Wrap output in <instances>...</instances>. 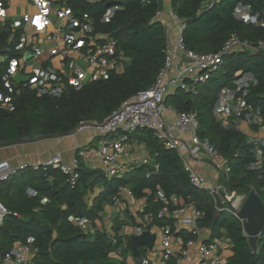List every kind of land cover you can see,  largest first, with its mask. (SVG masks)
<instances>
[{
	"label": "trees",
	"instance_id": "trees-1",
	"mask_svg": "<svg viewBox=\"0 0 264 264\" xmlns=\"http://www.w3.org/2000/svg\"><path fill=\"white\" fill-rule=\"evenodd\" d=\"M71 2L75 9L87 12L96 20L98 32L111 33L116 38L123 70H110L104 78L88 80L81 89L68 87L57 97L40 95L36 88L24 83L11 91L3 80L8 61L0 59V92L12 95L8 106L2 107L0 103V142L40 134H65L83 121L102 122L123 101L156 81L169 40L166 25L156 17L163 7L162 0ZM170 3L172 13L185 23L182 35L186 46L196 52L219 51L232 34L251 42L264 40L263 25L235 17L238 5L248 4L264 22V0H170ZM115 6L119 8L113 17L102 22ZM20 42L19 31H13L10 24H0V57L19 55ZM221 68L224 71L217 74ZM221 68L210 80L197 85V93L178 89L167 97L166 104L177 111H197L200 135L208 137L230 165L228 176L222 177L223 184L230 191L246 195L255 189L264 203V167L259 171L248 168L256 160L254 143L239 129H225L212 115L219 92L226 86L232 87L238 73L250 72L258 82L250 87L244 99L260 107L264 116V51H234L225 58ZM148 145L155 153L153 164L137 166L122 176L108 177L101 170L80 164V177L75 185L60 170L51 167H28L1 181L0 201L18 215H7L0 227V256L16 243H24L35 250L34 264H129L127 257L112 256L123 246L120 236L114 243L107 232L87 231L74 221H88L94 226L105 204L119 197L121 186H128L135 198L146 197L141 215L151 216L149 227L169 225L175 232L174 218L158 216L164 205L159 193L167 198L177 195L178 204L172 207L191 204L203 213L197 220L200 228H226L234 244L227 264H264V232L254 250L245 234L244 221L229 213L226 206L217 210L211 194L191 183L176 150L166 148L157 138L150 139ZM98 185L103 190L90 205L88 194ZM29 189L35 193L29 194ZM176 235L184 241L197 240L195 232L182 231ZM123 251H131L138 257L130 238ZM167 264H178L177 259L170 258Z\"/></svg>",
	"mask_w": 264,
	"mask_h": 264
},
{
	"label": "built area",
	"instance_id": "built-area-1",
	"mask_svg": "<svg viewBox=\"0 0 264 264\" xmlns=\"http://www.w3.org/2000/svg\"><path fill=\"white\" fill-rule=\"evenodd\" d=\"M28 1L35 7V11L23 12L15 19L10 17L9 0H0V24L5 26L10 22L13 30L19 31L21 42L18 49L23 52L18 56L4 54L0 57L1 60L8 61L3 80L11 91L18 84L24 83L36 88L40 95L50 94L59 97L68 87L81 89L88 80H99L106 77L110 70H119L123 66L116 38L111 33L98 32L96 20L87 12L75 9L71 0ZM118 8V6L112 7L102 18V22H108ZM161 15L162 9L156 13V17L160 18ZM172 17L178 27L177 34L173 43H168L165 61L156 81L149 88L123 101L117 111L102 122H96V126L86 125L79 130L94 127L101 135L99 146L86 155L87 157L95 156L105 166L110 176H119L122 170L120 158L125 153V145L131 135L141 130H150L166 148L179 153L191 183L211 194L217 210L221 211L222 206H226V210L244 221L240 210L245 196L236 203L239 193L228 190L223 183L211 184L186 160V154L194 159L209 157L211 164L224 176H228L231 169L211 140L200 135L197 111H177L166 104V99L178 89L197 93V85L210 80L212 75L224 65V60L230 53L240 50L264 51V40L251 42L232 34L219 51L199 53L189 49L185 44L182 35L184 21L176 14ZM235 17L248 23H259L264 26V22L259 19L260 14L253 13L248 4H239ZM28 53H32V59L27 58ZM34 58L39 59L36 62ZM81 61H84L85 65ZM17 75L26 78V81H18ZM257 82V78L250 72L238 73L233 80V86L224 87L217 96L212 109L216 122L228 130L240 129L243 124L264 130L262 109L247 103L244 99L250 87ZM11 100V94L0 92L2 107L8 106ZM168 110L175 112V119L166 118L165 114ZM177 134L188 135L189 138H181ZM249 140L254 143L253 151L256 160L248 168L262 170L264 137L255 136L250 137ZM79 166L78 156L68 163L65 162L61 153L55 154L40 164L22 163L19 166H14L10 160L0 157V182L12 178L28 167L35 169L51 167L60 170L67 176L68 182L75 185L80 177ZM28 192L31 195L35 193L33 189H29ZM120 193L135 199L128 186H121ZM159 196L164 201L163 207L158 212L159 217L175 218L186 211V206L172 207V204H178L177 195L167 198L160 192ZM233 200L235 203L232 202ZM11 213L18 215L16 212H11L7 205L0 201V227L6 216ZM202 216L203 213L196 210V217ZM186 221L192 222V219ZM150 222L151 216L145 215L144 224L134 226L131 235H142L149 230ZM78 224L84 230L90 229L88 221H78ZM162 230L161 246L165 261L174 256L187 257L190 255L191 248L196 247L199 254L197 264H208V257L218 248L217 242L189 239L184 247L175 251L171 226L167 225ZM194 232L196 233V230ZM110 237L114 243L118 242L117 236L110 235ZM34 253L35 250L30 244L16 243L0 256V264H33ZM140 259L147 262L146 257ZM219 263L217 258L216 264Z\"/></svg>",
	"mask_w": 264,
	"mask_h": 264
},
{
	"label": "crops",
	"instance_id": "crops-1",
	"mask_svg": "<svg viewBox=\"0 0 264 264\" xmlns=\"http://www.w3.org/2000/svg\"><path fill=\"white\" fill-rule=\"evenodd\" d=\"M9 5L10 17L15 19L23 12L35 11V7L30 4L28 0H9ZM162 5V15L158 19L162 20L166 25L169 38L168 43H173L178 27L172 17L173 13L170 0H162ZM8 24L11 25L13 30L12 23L8 22ZM19 53V55H22L23 52L19 51ZM32 56V53H28L27 58L32 59ZM34 59V61L37 62L39 58ZM55 63H57L56 60ZM123 66L119 68V71L123 70ZM165 115L168 120L176 118V114L172 110H168ZM239 130L245 133L248 138L255 136L264 137V130L250 127L247 124H243ZM177 136L185 139L189 138L188 135L183 134H177ZM154 138L156 139L149 130H141L131 135L130 140L125 145V153L120 158L122 170L119 176L128 173L137 166L153 164L155 153L148 145V142L150 139ZM96 140L99 142L101 141V135L98 131L96 129L93 131L85 128L72 135L9 146L0 149V155L1 158L10 160L14 166H19L22 163H28L30 165L40 164L57 153H61L65 162L68 163L71 162L75 156H78L80 158V164H82L81 166L101 170L106 176L112 177L107 172L105 166L95 156L87 157L86 155L93 151V147H98L93 146ZM186 160L200 175L207 178L211 184L223 183V174L211 164L209 157L194 159L186 154ZM102 190V185H98L93 192L88 194L90 205ZM247 195H245V199ZM146 202V197L142 199H131L128 195L120 193L119 197L114 199V201L105 204L104 210L101 212L100 218L97 219L95 225L93 226L89 223L90 229L88 231L93 232L95 230H101L107 232L109 235L120 236L122 238L123 246L119 247V249L112 254L115 259L127 257L129 264H167L168 261H165L162 255L161 237L163 230L162 227L158 225L148 227L149 231L157 237L153 248L144 246V249L141 250L142 254L138 257H134L131 251H123V248L127 247L128 238L131 239L132 237L131 230L133 227L144 224V217H142L141 212L144 210ZM228 212L231 213L230 211ZM174 219L175 232L173 246L175 251H179L186 244V241H184L180 235L176 234L182 231L194 232L196 230L198 241L218 243L217 250L208 257V264H216L217 258H219V264H227L228 259L233 255L234 244L231 238L228 237L226 228H200L197 224L198 218L196 217V208L191 204L186 206V211L183 214L178 215ZM188 219H192V222H187L186 220ZM74 221L78 223L75 219ZM116 228H118V232ZM139 257H146L147 262L142 261ZM172 258L177 259L178 264H197L199 262V254L196 247L191 248L190 255L187 257L174 256Z\"/></svg>",
	"mask_w": 264,
	"mask_h": 264
},
{
	"label": "water",
	"instance_id": "water-1",
	"mask_svg": "<svg viewBox=\"0 0 264 264\" xmlns=\"http://www.w3.org/2000/svg\"><path fill=\"white\" fill-rule=\"evenodd\" d=\"M16 79L18 81H26V78L17 75ZM90 125L96 126V122L85 121L77 125L72 131L62 134H40L33 138H17L14 140L0 142V149L40 141L49 138H59L66 135H72L78 132L83 126ZM240 215L244 220L245 234L249 238L250 244L254 250L258 247V240L260 235L264 232V203L255 189H252L247 195L242 208L240 210ZM156 235L152 234L149 230H146L142 235L131 237L132 249L136 256H140L142 251L140 246H147L153 248L156 242Z\"/></svg>",
	"mask_w": 264,
	"mask_h": 264
},
{
	"label": "rangeland",
	"instance_id": "rangeland-1",
	"mask_svg": "<svg viewBox=\"0 0 264 264\" xmlns=\"http://www.w3.org/2000/svg\"><path fill=\"white\" fill-rule=\"evenodd\" d=\"M31 11H32V10H31ZM36 59H37V58H36ZM81 63H82L83 65H85V62H84V61H81ZM223 71H224V68H221V69L217 72V74H220V73H222ZM95 129H96V128H94V127H89V128H88V130H93V131H95ZM99 143H100V142L96 140V141L94 142L93 146H99ZM95 148H96V147H95ZM95 148H94V147L92 148L93 151L95 150ZM92 149H91V150H92ZM0 157H1V155H0ZM251 190H252V189H251ZM251 190H250V191H251ZM250 191H249V192H250ZM249 192H248V194H249ZM238 195H239V196H238V198H236V203H237V202L239 203L240 200L246 195V193H243V194H242V193H239ZM232 202H234V200H233ZM234 203H235V202H234Z\"/></svg>",
	"mask_w": 264,
	"mask_h": 264
}]
</instances>
